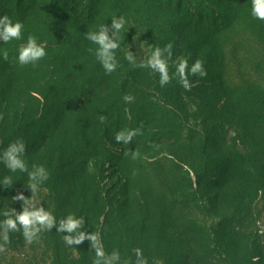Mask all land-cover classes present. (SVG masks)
<instances>
[{
  "label": "trees",
  "instance_id": "1",
  "mask_svg": "<svg viewBox=\"0 0 264 264\" xmlns=\"http://www.w3.org/2000/svg\"><path fill=\"white\" fill-rule=\"evenodd\" d=\"M248 1L251 0H135L129 11L122 14L129 31L121 33V49L117 50L119 67L110 75L96 61V46L85 39L84 33L102 23L111 25V17L119 13L118 3L110 0L0 2V16L8 15L24 25L29 21L41 23L37 29L39 41L47 42V56L35 66H23L20 75L30 77V84H22L14 79L12 72L15 66L20 67L12 61L16 47L12 42L3 45L0 41V50L9 52L7 61L0 56V127L3 128L0 149L23 139L27 145L25 158L30 165L37 158L36 146L41 134L43 147L51 141L46 167L59 185L61 213L64 217L68 214L85 217L84 230L100 235L106 253L119 250L126 260L134 248L143 245L145 236L155 235L154 220L159 215L173 217L177 209L170 197L173 193L166 191L170 180L177 175L166 171L172 166V161L166 158L138 166L136 170L159 183L157 187L164 198L161 203L148 198L144 190L137 191L139 199L129 203L131 192L127 189L128 181L123 184V179L114 193L102 186L99 168L102 151L112 154L101 147L103 137L111 135L112 144L120 147L116 156L131 157L132 151H138V136L131 144L124 145L116 143V133L125 128H140L142 134L149 136L148 140L156 141L164 137V132L147 134V127L170 114L166 105L135 93L143 91L141 84L150 70L134 68L125 55L130 50L143 60L147 57L145 47L152 50L171 43L174 56L170 73L182 59H188L190 66L201 60L207 76L190 75L192 86L209 91L207 96L218 103L243 92L247 95L248 108L256 112L254 124L264 132V21L253 18L246 27L239 23L238 14ZM171 82L172 94L182 98L188 90L176 79ZM129 95L134 99L125 103L124 97ZM209 147H203V154ZM207 171L208 165H202L197 173L200 182ZM190 185L194 187L192 179ZM128 208L136 210L143 226L141 230L130 229L132 223L126 220ZM238 214L237 223L243 220L242 213ZM193 234L194 240L199 238L196 231ZM131 238L134 241L130 245ZM252 238L251 234L237 232L232 227L217 243L218 253L226 263L236 264L232 252L237 244V250L250 254V258L260 257L262 247L254 245ZM152 242L156 243L154 239ZM75 248L83 264H92L94 249L90 241L86 239Z\"/></svg>",
  "mask_w": 264,
  "mask_h": 264
},
{
  "label": "rangeland",
  "instance_id": "2",
  "mask_svg": "<svg viewBox=\"0 0 264 264\" xmlns=\"http://www.w3.org/2000/svg\"><path fill=\"white\" fill-rule=\"evenodd\" d=\"M110 1L118 3L116 12L119 13L116 15L127 13L135 2ZM251 2L245 3L238 14L239 23L244 27L249 26L254 18L251 15ZM40 24L36 21L25 24L24 39L12 42L17 50L20 44L26 43L29 34L39 40L37 29ZM144 51L148 56L151 49L145 47ZM23 69V66H15V71H12L14 79L18 83L30 84V77L23 78L20 75ZM171 86L172 82L161 87L159 75L147 72L141 84L143 91L135 93L146 100L167 106L170 114L147 127V134L164 132V137L152 142L148 140L149 136L139 135V155L132 159L116 156L120 147L112 144L111 135L104 136L101 147L114 156L102 151L99 162L102 186L114 193L123 179V184L128 181L127 189L131 192L129 203L139 199L137 191L140 190L142 193L146 191L148 198L161 203L164 198L157 187L159 183L152 182L145 173L141 175L136 170L138 166L154 164L161 158L171 160L172 166L166 171L177 176L170 180L166 191L173 193L170 197L177 206L176 215L170 218L168 215H159L154 220L155 235L144 237V246L139 248L143 250L149 264H228L219 255L217 243L232 227L237 232L251 234L252 243L260 245L263 251L262 256L250 258V254L237 250L235 244L232 256L236 264H264V132L254 124L256 112L248 108L247 95L243 92L237 93V97L232 100L218 103L207 96L209 91L198 89L196 85L182 98L172 94ZM2 131L0 127V134ZM40 137L36 146L37 158L30 162V167H46L48 164L50 152L47 148H50L51 141H48V147H43V134ZM204 146L210 147L203 154ZM91 163L94 166L95 161ZM202 165H208V171L200 182L197 173L201 172ZM220 173H226V176ZM8 174L0 165V178ZM190 179L194 182L193 188ZM16 183L11 189L0 187V210L13 207L21 211L20 202H12L13 197L20 193L31 197V191L24 187V183H27L24 174H16ZM58 188L59 185L50 176L41 186L37 199L59 221L64 216L57 195ZM127 213L126 220L132 223L130 229L141 230L143 226L136 210L128 208ZM238 213H242L240 216L244 220L240 219L239 223ZM191 227L199 234L196 240ZM133 241L131 238L129 244ZM129 257L135 260L133 254L130 253L126 259ZM0 264H83V261L75 246L65 244L64 233L53 228L51 232H43L39 241L32 244H27L22 234H13L7 252L0 254Z\"/></svg>",
  "mask_w": 264,
  "mask_h": 264
},
{
  "label": "clouds",
  "instance_id": "3",
  "mask_svg": "<svg viewBox=\"0 0 264 264\" xmlns=\"http://www.w3.org/2000/svg\"><path fill=\"white\" fill-rule=\"evenodd\" d=\"M251 15L257 20L264 21V0H252ZM111 20V25L102 23L95 30L84 33L85 39L96 46V61L105 74L109 75L119 67L117 53L121 49V33L129 31L128 21L123 15L113 16ZM24 31L23 22L14 20L8 15L0 16V41L3 42V45L13 41H22ZM46 48L47 42H40L35 35L29 34L26 43L20 44L12 61L20 66H35L47 56ZM0 56L5 61L9 60L7 50H0ZM173 56V45L169 43L164 47L152 48L151 53L143 60H139V57L130 50L124 58L134 68L149 69L153 74H158L161 87L176 79L185 90L191 91L190 75H198L201 78L207 76L201 60H196L190 66L188 59H182L170 73ZM133 99L134 97L130 95L124 97L125 103H130ZM103 119L101 117V121ZM139 135H142L140 128H125L116 133L115 141L118 144L129 145ZM26 151L27 145L23 139H16L5 148L0 149V165H3L9 173L0 178V187L11 189L17 184L16 174L19 173L27 177L24 187L32 193L30 198L23 193L13 197L12 202H20L21 211H17L13 207L0 210V254L7 252L13 234H22L26 243L32 244L39 241L43 232H51L53 228H56L57 232L66 233L64 242L68 246L80 245L86 239L90 241L91 247L94 249L92 264H149L140 248L132 250L134 261L131 257L123 259L119 250H113L110 254L106 253L100 235L96 232L89 234L84 230L85 217L83 216L77 217L75 214H68L58 221L56 216L37 199L41 186L50 179V172L44 166L32 165L30 167L25 158ZM125 155H129V153L126 152ZM130 155L132 159H136L139 153L132 151Z\"/></svg>",
  "mask_w": 264,
  "mask_h": 264
}]
</instances>
